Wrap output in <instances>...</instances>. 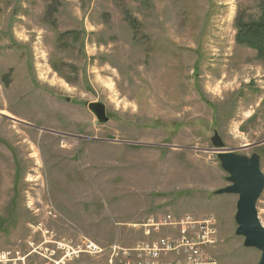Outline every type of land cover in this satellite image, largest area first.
Wrapping results in <instances>:
<instances>
[{
  "label": "rangeland",
  "instance_id": "rangeland-1",
  "mask_svg": "<svg viewBox=\"0 0 264 264\" xmlns=\"http://www.w3.org/2000/svg\"><path fill=\"white\" fill-rule=\"evenodd\" d=\"M238 18L264 0H0V264H119L165 214L215 216L218 264L258 262L211 143L264 174V58ZM256 209L264 227V190Z\"/></svg>",
  "mask_w": 264,
  "mask_h": 264
},
{
  "label": "built area",
  "instance_id": "built-area-1",
  "mask_svg": "<svg viewBox=\"0 0 264 264\" xmlns=\"http://www.w3.org/2000/svg\"><path fill=\"white\" fill-rule=\"evenodd\" d=\"M139 226L146 240L127 249L119 264H218L211 252L219 242L218 223L213 215L196 218L165 214L161 219L150 217ZM164 231L166 235L154 237ZM77 248L78 253L98 256L103 251L90 241L81 242ZM112 248V257H118L119 247Z\"/></svg>",
  "mask_w": 264,
  "mask_h": 264
},
{
  "label": "water",
  "instance_id": "water-1",
  "mask_svg": "<svg viewBox=\"0 0 264 264\" xmlns=\"http://www.w3.org/2000/svg\"><path fill=\"white\" fill-rule=\"evenodd\" d=\"M88 110L100 124L108 122L105 106L100 103H90ZM211 143L216 153L220 167L228 175L229 185L216 191V195L231 194L237 196L234 221L237 225L235 235L243 238L245 248L256 249L260 252L256 264H264V227L258 215L256 204L264 190V174L260 170L259 157L237 155L226 151L224 143L215 134Z\"/></svg>",
  "mask_w": 264,
  "mask_h": 264
},
{
  "label": "trees",
  "instance_id": "trees-1",
  "mask_svg": "<svg viewBox=\"0 0 264 264\" xmlns=\"http://www.w3.org/2000/svg\"><path fill=\"white\" fill-rule=\"evenodd\" d=\"M236 27V43L255 50L257 57L264 58V19L244 22L238 18Z\"/></svg>",
  "mask_w": 264,
  "mask_h": 264
}]
</instances>
